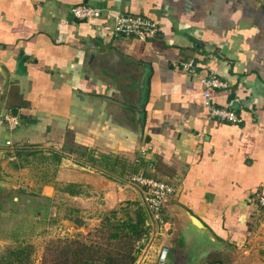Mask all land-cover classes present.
Listing matches in <instances>:
<instances>
[{
    "label": "crops",
    "instance_id": "1",
    "mask_svg": "<svg viewBox=\"0 0 264 264\" xmlns=\"http://www.w3.org/2000/svg\"><path fill=\"white\" fill-rule=\"evenodd\" d=\"M76 5L100 17L76 20ZM116 13L145 17L157 32L115 35ZM187 61L226 83L210 103L238 123L208 117L201 85L178 68ZM33 151L58 155L57 181L75 186L74 202L144 203L128 175L144 167L174 187L159 212L179 222L176 210H186L224 246L251 242L264 196V0H0V176Z\"/></svg>",
    "mask_w": 264,
    "mask_h": 264
},
{
    "label": "rangeland",
    "instance_id": "2",
    "mask_svg": "<svg viewBox=\"0 0 264 264\" xmlns=\"http://www.w3.org/2000/svg\"><path fill=\"white\" fill-rule=\"evenodd\" d=\"M13 135L18 136L17 131ZM14 144L26 146L23 143ZM56 162L52 153H20L10 162L15 164L8 168L9 174L3 175L5 179L0 176V181L4 182H0L4 184V187H0V261L5 262L10 258L14 264H40L42 256L49 260L57 253L53 247L57 246L60 251L63 244L74 239L75 235L93 238V231L110 210H116V218L121 219H124L125 211L133 217L137 205L147 211L141 201H124L110 209L100 205L99 198L95 200V205L72 201L69 191L75 186L61 185L57 181ZM10 185H18L19 188L11 189ZM83 192L87 194L84 189ZM67 213L69 217L89 220L85 221L88 223L86 229L66 225L63 216H67ZM148 213L145 220L148 232L141 241L143 247L134 264H141L145 258L159 264L157 252L161 246L166 251L164 264H264L263 209L256 207L248 223L249 234L257 238L247 242L249 236L246 237L239 249L233 243H228L225 246L228 252H214L208 257L201 256L199 250L195 251L185 243V236L179 232V222L173 216L165 211L158 212L157 216ZM99 242L104 245V241ZM248 248V254L236 252ZM234 253H237V258Z\"/></svg>",
    "mask_w": 264,
    "mask_h": 264
},
{
    "label": "built area",
    "instance_id": "3",
    "mask_svg": "<svg viewBox=\"0 0 264 264\" xmlns=\"http://www.w3.org/2000/svg\"><path fill=\"white\" fill-rule=\"evenodd\" d=\"M71 16L79 21L88 19H98L100 10L87 6L76 5L70 8ZM112 17V33L115 35H131L140 40L151 38L157 32V25L142 16H132L116 13ZM179 70L198 81L202 87L203 105L207 108L208 117L218 121H225L236 124L240 119L229 108H216L210 103V91L214 89L226 88V83L218 79L213 72L207 73L206 76L200 77L195 71L194 64L191 61L179 62ZM4 120L9 130L14 129L18 125L17 118L7 115ZM5 144H8L6 142ZM138 166V165H137ZM149 168V166H148ZM129 181L142 188L144 192V206L147 211L154 216L166 203L167 198L173 194L174 187L165 180L155 179L145 175L144 167H139L137 172L129 177ZM257 206L264 209V196L259 195L256 199ZM166 251L161 249L158 254L159 264H164Z\"/></svg>",
    "mask_w": 264,
    "mask_h": 264
},
{
    "label": "trees",
    "instance_id": "4",
    "mask_svg": "<svg viewBox=\"0 0 264 264\" xmlns=\"http://www.w3.org/2000/svg\"><path fill=\"white\" fill-rule=\"evenodd\" d=\"M53 156L58 161V155ZM99 158L103 164L105 157ZM106 159L111 161L112 167L115 165V159L109 157ZM96 166L108 172L112 170L99 163ZM132 167L128 171L129 176L137 172L136 167ZM148 214L145 208L138 205L133 211V217L125 211L124 219L116 218L117 211L110 210L103 215L97 229L93 231V238H79L75 235L74 239H69L63 244L60 251L57 250V246L53 247L57 253L49 260L42 256L40 264H134L143 247L141 241L148 232L145 225ZM99 241H104V245ZM0 264L14 263L12 259L7 258V261H0Z\"/></svg>",
    "mask_w": 264,
    "mask_h": 264
},
{
    "label": "water",
    "instance_id": "5",
    "mask_svg": "<svg viewBox=\"0 0 264 264\" xmlns=\"http://www.w3.org/2000/svg\"><path fill=\"white\" fill-rule=\"evenodd\" d=\"M144 98V96H143ZM143 100L140 101L138 107L141 106ZM12 115L15 116V111H12ZM0 187H4L0 183ZM176 214L179 218L181 233L185 236V243L189 244L193 250L201 253V256H207L208 253H224L226 251L225 246L220 243L211 232L193 215L182 208L176 210ZM64 223L68 226L86 229L87 222L83 221L80 217L63 216ZM189 242V243H188Z\"/></svg>",
    "mask_w": 264,
    "mask_h": 264
}]
</instances>
